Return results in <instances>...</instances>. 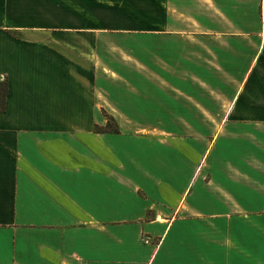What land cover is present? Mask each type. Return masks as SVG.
I'll return each instance as SVG.
<instances>
[{
	"label": "crops",
	"instance_id": "0c3cea01",
	"mask_svg": "<svg viewBox=\"0 0 264 264\" xmlns=\"http://www.w3.org/2000/svg\"><path fill=\"white\" fill-rule=\"evenodd\" d=\"M205 1L134 65L95 1L0 0V264H264V0ZM197 88L241 92L197 123Z\"/></svg>",
	"mask_w": 264,
	"mask_h": 264
},
{
	"label": "rangeland",
	"instance_id": "374dc122",
	"mask_svg": "<svg viewBox=\"0 0 264 264\" xmlns=\"http://www.w3.org/2000/svg\"><path fill=\"white\" fill-rule=\"evenodd\" d=\"M100 5L99 13L100 16L105 17V26L108 31H118L119 29L111 28V26L116 24L120 25V32L118 36H105V48L111 49L108 51L107 62L110 61V54L118 55V58H122L126 62L135 63L133 48L141 47L145 45L142 40H130L128 37H124V34L127 32L126 30L131 29L129 32L136 33H146L147 29H159L160 30V22L164 18H168L169 26L171 29L176 30L185 29L191 30L193 25L192 21L196 18H200L203 15V11L208 10L206 4H208L205 0H92ZM211 1V0H210ZM214 1V0H213ZM217 1V0H216ZM244 2L246 5H249L252 0H233V2ZM235 5V6H236ZM234 21L241 22V17L237 15L236 8L234 10ZM251 19V17H249ZM157 32H154L155 34ZM136 38V37H135ZM119 44V46L117 45ZM129 45H132L129 47ZM154 45H158L154 43ZM114 47V48H113ZM129 47V48H128ZM133 47V48H132ZM129 49L130 54L124 52L123 49ZM120 49V50H119ZM128 55V59L124 56ZM133 55V56H132ZM134 64V65H135ZM138 64H140L138 62ZM140 70L141 66L137 65ZM105 83H103L104 85ZM108 84V83H106ZM107 87H104L107 90ZM132 87V85H131ZM103 89V88H102ZM197 123L198 117L202 119H223L226 117H230V114L233 113L232 109L233 104L237 102L238 95L241 91L237 90H220V89H203L197 88ZM130 90L134 91V93L140 92L139 90H134L131 88ZM131 91V92H132ZM145 94V99L142 102L156 103L155 93L152 90H142ZM149 95V96H148ZM153 98V99H151ZM107 110L102 109L101 107V115H105L107 118ZM139 115V114H138ZM140 116V115H139ZM106 123V122H105ZM116 124L115 120H110L109 126L114 127ZM117 125V124H116ZM151 122H140L135 126H139L140 129H146L147 127H153ZM104 125H101L103 127Z\"/></svg>",
	"mask_w": 264,
	"mask_h": 264
},
{
	"label": "trees",
	"instance_id": "16d2710c",
	"mask_svg": "<svg viewBox=\"0 0 264 264\" xmlns=\"http://www.w3.org/2000/svg\"><path fill=\"white\" fill-rule=\"evenodd\" d=\"M8 81L7 79H0V111H3L5 108V102H6V95H7V89H8ZM114 120L112 116L107 115V122L105 123V126L101 127L99 125H94V129L102 132V131H118L117 126L115 124L114 127L109 126L110 120Z\"/></svg>",
	"mask_w": 264,
	"mask_h": 264
},
{
	"label": "built area",
	"instance_id": "2783aa9c",
	"mask_svg": "<svg viewBox=\"0 0 264 264\" xmlns=\"http://www.w3.org/2000/svg\"><path fill=\"white\" fill-rule=\"evenodd\" d=\"M144 240H147V241H148V238H147V236H145V237H144Z\"/></svg>",
	"mask_w": 264,
	"mask_h": 264
}]
</instances>
